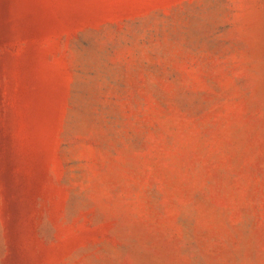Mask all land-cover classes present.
Instances as JSON below:
<instances>
[{"label": "rangeland", "instance_id": "1", "mask_svg": "<svg viewBox=\"0 0 264 264\" xmlns=\"http://www.w3.org/2000/svg\"><path fill=\"white\" fill-rule=\"evenodd\" d=\"M0 264H264V0H0Z\"/></svg>", "mask_w": 264, "mask_h": 264}]
</instances>
